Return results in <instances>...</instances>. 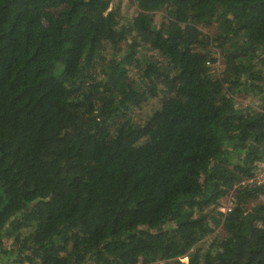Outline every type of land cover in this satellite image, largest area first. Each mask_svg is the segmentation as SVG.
Returning a JSON list of instances; mask_svg holds the SVG:
<instances>
[{
	"label": "trees",
	"instance_id": "16d2710c",
	"mask_svg": "<svg viewBox=\"0 0 264 264\" xmlns=\"http://www.w3.org/2000/svg\"><path fill=\"white\" fill-rule=\"evenodd\" d=\"M263 158L264 0H0V264H264Z\"/></svg>",
	"mask_w": 264,
	"mask_h": 264
},
{
	"label": "built area",
	"instance_id": "2783aa9c",
	"mask_svg": "<svg viewBox=\"0 0 264 264\" xmlns=\"http://www.w3.org/2000/svg\"><path fill=\"white\" fill-rule=\"evenodd\" d=\"M263 183H264V158L255 164L254 176L248 180L241 182L240 184L242 185L249 184V185L259 186ZM231 205H232L231 202H229L227 205L221 206L219 208V211L223 214H226L227 212L231 210V207H232Z\"/></svg>",
	"mask_w": 264,
	"mask_h": 264
},
{
	"label": "rangeland",
	"instance_id": "374dc122",
	"mask_svg": "<svg viewBox=\"0 0 264 264\" xmlns=\"http://www.w3.org/2000/svg\"><path fill=\"white\" fill-rule=\"evenodd\" d=\"M124 2H126V5L127 6H129V4H130V0H123ZM121 4H122V2H120ZM152 15L154 16V19H158V17H159V15H163V11H159V12H154V13H152ZM203 32H205V31H203ZM211 68H213V69H217L216 68V65L215 66H213V67H211ZM239 99H241L243 102H244V104L246 105V101H244L242 98H240V97H238ZM237 99V98H236ZM239 99H237V100H239ZM261 200L262 201H264V197L263 198H261ZM229 202H231V196L230 195H228V196H226L224 199H223V201H222V204H221V206H225V205H227ZM219 229V228H218ZM217 229V230H218ZM211 241V239H210V237L208 236V238H205L202 242H201V244L203 243L204 244V242L207 244V243H209ZM182 261H186V259H184V260H182Z\"/></svg>",
	"mask_w": 264,
	"mask_h": 264
},
{
	"label": "clouds",
	"instance_id": "9594fccd",
	"mask_svg": "<svg viewBox=\"0 0 264 264\" xmlns=\"http://www.w3.org/2000/svg\"><path fill=\"white\" fill-rule=\"evenodd\" d=\"M220 207H221V206H220ZM220 207H219V208H220Z\"/></svg>",
	"mask_w": 264,
	"mask_h": 264
}]
</instances>
